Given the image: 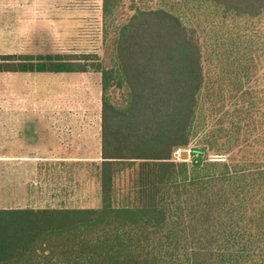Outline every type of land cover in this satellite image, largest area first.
Returning a JSON list of instances; mask_svg holds the SVG:
<instances>
[{
  "label": "trees",
  "instance_id": "16d2710c",
  "mask_svg": "<svg viewBox=\"0 0 264 264\" xmlns=\"http://www.w3.org/2000/svg\"><path fill=\"white\" fill-rule=\"evenodd\" d=\"M121 1L101 0L102 18ZM126 5L132 12L117 27L111 63L93 53L0 54V70L101 73L99 205L0 207V264H264L255 251L264 239V161L209 158L218 146L215 129L199 134L205 28L181 14L196 7L255 20L264 0ZM218 42L226 70L240 64L235 84L250 101L238 110L250 118L264 87L245 89L240 71L257 41L233 33ZM187 147L189 160L177 159Z\"/></svg>",
  "mask_w": 264,
  "mask_h": 264
},
{
  "label": "rangeland",
  "instance_id": "374dc122",
  "mask_svg": "<svg viewBox=\"0 0 264 264\" xmlns=\"http://www.w3.org/2000/svg\"><path fill=\"white\" fill-rule=\"evenodd\" d=\"M127 2L128 0H122L110 15H108L106 19H103L101 13V0H61L62 7H69V9L73 10L76 14L78 18L77 26H71L68 28L62 26L61 42L58 44L54 43L53 46L52 44L49 46V44L46 45L44 43L28 44L23 48L21 53L17 54L35 57L38 54H56L57 52L73 53L76 55L81 53H93L95 54V57H92V59L99 60L104 64L111 63V57L113 54L112 42L116 35L117 27L127 18L128 13L132 12L127 8ZM136 2L141 7H154L161 5L170 7L174 4L181 5L182 0H136ZM188 6L193 7L192 2H189ZM201 10L202 8L197 9L194 7L193 10L186 11V9L183 8L181 14L185 15L184 18L187 22H190L188 19L198 20L200 23L199 26L205 28V34L201 37L204 46L203 63L207 80L206 90L203 96L205 97L208 95V97L203 102L205 118L199 134L201 135L205 131L215 129L213 141L215 140V146H218L216 148L217 151H210L208 154L209 158L211 155H223L227 160L238 161L244 157H254L264 161V105H262V102H258L257 106H255V110L254 108H251L250 118H246L249 114L238 110L239 107L249 105L248 101H250L247 95L241 96V90L237 85L239 81L238 78H240L237 75V72L240 69V64L237 63L234 70L227 71L226 66H223V63L220 60L221 52L217 51V49L220 50V48H218V44L220 43L218 40L221 41L225 38L227 42V37L233 35V33H240V35L249 34L251 38L257 41L258 49L253 53L251 60L248 59L243 62V65L246 62L247 66L242 67L240 71L241 78L245 81L243 82L245 89L255 87L257 89L263 88L264 15L255 20H232L230 17L221 19V17L213 13L203 14ZM207 30L208 32H206ZM223 33L224 36L221 37V34ZM235 71L237 72L234 73ZM59 73L60 85L58 97L60 101V114L89 116L95 120L96 118H99L101 104L100 71L94 70L90 67L88 70L82 72ZM13 74L16 78L20 79H25L26 77L34 79L38 76L46 78L40 79L38 82H30L29 84L25 83V86L28 92H31V94L35 96L33 99H36V97L38 100L44 98L45 103H47L46 99L49 97L48 83L49 80L51 82L50 78L52 77L50 72L31 74L27 72H13ZM33 74L36 75L33 76ZM56 75L58 76V73H56ZM56 75L54 79L55 83H57ZM235 80L237 81L235 82ZM50 85L52 88L51 90L53 91L54 86L52 83H50ZM15 88L20 90V87L17 85ZM3 89V84H0V90L2 91ZM58 97L57 94H55V96L52 94L51 97H49L48 102H55ZM40 110H42L41 107H37L36 105L29 107L14 105L11 113L12 115L23 117L37 115ZM0 111V115H4L5 109L3 108V105H0ZM240 114L243 119H240ZM225 129L231 131V133L229 131L232 137L230 145L225 144L227 138ZM3 136V130H0V144L4 143ZM233 136H235V138ZM198 140H200L199 136H196L190 143V146L199 143ZM93 142V148L91 147L93 153L84 157H97L96 139H94ZM3 149V147H0V152H2ZM180 149L182 148H179L178 150ZM187 149L189 148L187 147ZM174 155L177 159H180L178 153ZM190 155L189 152L187 160H189ZM82 156L83 155H78V157ZM1 164H3V162H0V165ZM77 168V183L78 185H87L86 189L81 191L78 187L76 195H71L70 197L67 194V189L62 188V194L60 196L62 204L73 207H94L99 205V179L95 174L96 168L94 163L91 164L89 161L82 163L78 162ZM63 190L66 192H63ZM27 197L28 196H26V198ZM4 198L3 169L0 168V207L17 208L29 205L26 202L17 204L5 202ZM255 248V251L259 248L264 251V239L258 241ZM262 255L264 260V254L262 253ZM255 258H258V254Z\"/></svg>",
  "mask_w": 264,
  "mask_h": 264
},
{
  "label": "crops",
  "instance_id": "0c3cea01",
  "mask_svg": "<svg viewBox=\"0 0 264 264\" xmlns=\"http://www.w3.org/2000/svg\"><path fill=\"white\" fill-rule=\"evenodd\" d=\"M77 20L73 10L62 7L61 0H0V54L21 53L26 45L33 43L58 44L62 26H77ZM13 72H50L51 82L47 78L49 97L52 94L58 97L60 85L59 71L0 70V84L4 87L0 90V105L5 109L4 115H0V130L4 135V143L0 144L4 148L0 152V162H3L0 168L3 169L5 202H26L27 206L36 207L64 205L60 200L62 188H66L71 197L76 195L78 187L82 191L87 186L77 183L78 162L94 163L99 179L101 119L60 114L59 97L51 103L46 97L45 103L44 98L33 99L35 96L26 89L25 83L46 78L20 79ZM50 83L54 86L53 91ZM14 105H36L42 110L37 115L22 117L12 115ZM94 139L97 157H84L93 153Z\"/></svg>",
  "mask_w": 264,
  "mask_h": 264
},
{
  "label": "water",
  "instance_id": "95a60500",
  "mask_svg": "<svg viewBox=\"0 0 264 264\" xmlns=\"http://www.w3.org/2000/svg\"><path fill=\"white\" fill-rule=\"evenodd\" d=\"M177 153H178L179 158H180L181 160H187V159H188V156H189V149H187V148H182V149H180L178 152L175 151L174 154H177ZM210 158H211V159H223L224 156H223V155H211Z\"/></svg>",
  "mask_w": 264,
  "mask_h": 264
},
{
  "label": "built area",
  "instance_id": "2783aa9c",
  "mask_svg": "<svg viewBox=\"0 0 264 264\" xmlns=\"http://www.w3.org/2000/svg\"><path fill=\"white\" fill-rule=\"evenodd\" d=\"M177 152L179 151V150H176Z\"/></svg>",
  "mask_w": 264,
  "mask_h": 264
}]
</instances>
